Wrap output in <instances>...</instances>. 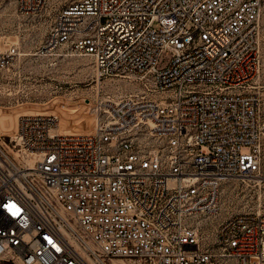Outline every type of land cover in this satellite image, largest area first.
<instances>
[{"label": "built area", "instance_id": "2783aa9c", "mask_svg": "<svg viewBox=\"0 0 264 264\" xmlns=\"http://www.w3.org/2000/svg\"><path fill=\"white\" fill-rule=\"evenodd\" d=\"M53 0H16L39 15ZM38 55L90 56L94 131L20 115L0 139V259L14 264H264V211L231 215L209 239L219 187L264 168L262 0H55ZM18 46L0 36V69Z\"/></svg>", "mask_w": 264, "mask_h": 264}, {"label": "rangeland", "instance_id": "374dc122", "mask_svg": "<svg viewBox=\"0 0 264 264\" xmlns=\"http://www.w3.org/2000/svg\"><path fill=\"white\" fill-rule=\"evenodd\" d=\"M55 0L51 7L39 15L22 14L16 9V0H0V36L17 44L19 55L7 69H0V131L14 127L16 117L23 111H41L57 117L60 131L93 132L96 124L94 101L80 96L88 95L94 99L95 91L100 96L111 93L117 96L134 90L136 84L122 77L108 76L97 82L96 70L90 56L69 55L59 50L54 55L36 54L44 39L55 10ZM260 28V54L264 80V0H262ZM20 116V115H19ZM17 117V120L19 118ZM18 122V121H17ZM17 129V126H16ZM16 130L0 139L13 147ZM260 182L240 178L222 181L219 187L218 212L199 215L194 221L200 232L209 239L225 218L239 213H258L264 211V168L260 172ZM116 264H135L129 259H114ZM113 263V261H112ZM0 264H14L0 259Z\"/></svg>", "mask_w": 264, "mask_h": 264}, {"label": "bare ground", "instance_id": "6f19581e", "mask_svg": "<svg viewBox=\"0 0 264 264\" xmlns=\"http://www.w3.org/2000/svg\"><path fill=\"white\" fill-rule=\"evenodd\" d=\"M39 113H43V112H39V111H23V112H20L18 115H17V117L19 116V115H27V114H39ZM17 117H16V121H15V125H14V127L12 128V129H10V130H7V131H0V134H3V135H7V134H11V133H13L15 130H16V126H17ZM93 120H96V118L94 117L93 118ZM58 132H60V133H70V132H66V131H60L59 130V128H58ZM73 132H81V131H73ZM82 132H84V131H82ZM72 133V132H71ZM86 133H91V132H86ZM253 176H255V177H261L260 175H258V174H256V175H253ZM241 180H243V181H245L247 184H249V181H253V182H260V181H262V179L261 178H249V177H242V178H240ZM218 209H219V205L217 204V209H216V212H218ZM114 261H116V260H113V264H116V263H114Z\"/></svg>", "mask_w": 264, "mask_h": 264}]
</instances>
